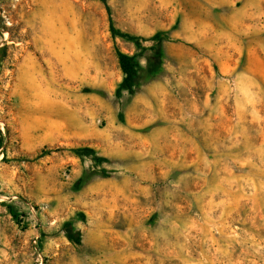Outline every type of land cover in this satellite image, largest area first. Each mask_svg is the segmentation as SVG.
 Listing matches in <instances>:
<instances>
[{
    "label": "rangeland",
    "instance_id": "374dc122",
    "mask_svg": "<svg viewBox=\"0 0 264 264\" xmlns=\"http://www.w3.org/2000/svg\"><path fill=\"white\" fill-rule=\"evenodd\" d=\"M107 1L0 0V264H264V0Z\"/></svg>",
    "mask_w": 264,
    "mask_h": 264
},
{
    "label": "trees",
    "instance_id": "16d2710c",
    "mask_svg": "<svg viewBox=\"0 0 264 264\" xmlns=\"http://www.w3.org/2000/svg\"><path fill=\"white\" fill-rule=\"evenodd\" d=\"M101 1L108 11L110 12V8L108 6V1L107 0H99ZM110 32L112 39L116 42L118 39L129 41L132 43H135L137 47H141V38L132 35L127 32H123L120 30L116 25L113 20V18L110 16ZM160 35H156L154 38V41H157L159 39ZM157 44L152 47V52L153 54L150 56L148 63L149 67L157 71V69L161 66V61L164 58V53H163V46L162 42L158 41L156 42ZM116 54L118 57V63L120 66V69L122 73L124 74V83L127 88V90L131 94L136 93V89L138 87V74H139V64L137 61L136 56L130 55L128 53L123 52L118 46H116ZM75 153L77 155H84L83 150H75ZM73 241L77 244H80V239L78 237H73Z\"/></svg>",
    "mask_w": 264,
    "mask_h": 264
}]
</instances>
